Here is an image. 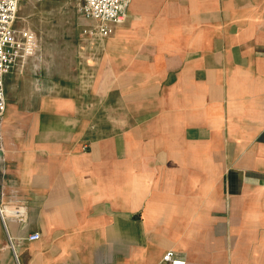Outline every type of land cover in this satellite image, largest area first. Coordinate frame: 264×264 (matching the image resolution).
<instances>
[{
	"label": "crops",
	"instance_id": "obj_1",
	"mask_svg": "<svg viewBox=\"0 0 264 264\" xmlns=\"http://www.w3.org/2000/svg\"><path fill=\"white\" fill-rule=\"evenodd\" d=\"M122 12L5 75L0 264H264V0Z\"/></svg>",
	"mask_w": 264,
	"mask_h": 264
},
{
	"label": "built area",
	"instance_id": "obj_2",
	"mask_svg": "<svg viewBox=\"0 0 264 264\" xmlns=\"http://www.w3.org/2000/svg\"><path fill=\"white\" fill-rule=\"evenodd\" d=\"M20 3L21 0H0V123L7 106L5 75L13 69L19 57L32 56L39 49L38 34L31 27L17 26ZM122 6L123 0H78V12L92 21L82 27V33L91 39L109 36L115 24L124 21ZM40 237L39 232L28 236L30 240ZM162 259L163 264H187L185 258L177 256L173 250H168Z\"/></svg>",
	"mask_w": 264,
	"mask_h": 264
},
{
	"label": "rangeland",
	"instance_id": "obj_3",
	"mask_svg": "<svg viewBox=\"0 0 264 264\" xmlns=\"http://www.w3.org/2000/svg\"><path fill=\"white\" fill-rule=\"evenodd\" d=\"M78 0H21L17 26L31 27L40 40L48 41V20L63 34L68 35L70 42L75 38L74 28H78V18L82 16L77 8ZM48 10L54 15L48 19ZM81 26L79 33L81 34ZM60 32H57L58 34ZM55 35V33L53 34Z\"/></svg>",
	"mask_w": 264,
	"mask_h": 264
}]
</instances>
